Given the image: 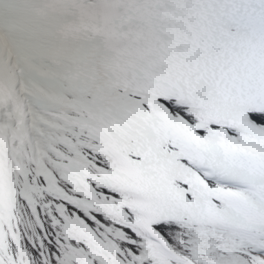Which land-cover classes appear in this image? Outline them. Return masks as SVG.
<instances>
[{"label": "snow or ice", "instance_id": "snow-or-ice-1", "mask_svg": "<svg viewBox=\"0 0 264 264\" xmlns=\"http://www.w3.org/2000/svg\"><path fill=\"white\" fill-rule=\"evenodd\" d=\"M0 264H264V0H0Z\"/></svg>", "mask_w": 264, "mask_h": 264}]
</instances>
